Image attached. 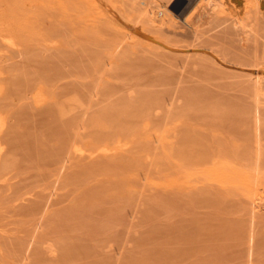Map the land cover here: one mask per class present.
Here are the masks:
<instances>
[{
    "label": "rangeland",
    "instance_id": "1",
    "mask_svg": "<svg viewBox=\"0 0 264 264\" xmlns=\"http://www.w3.org/2000/svg\"><path fill=\"white\" fill-rule=\"evenodd\" d=\"M179 1L173 2L172 9L181 20L187 0L181 4ZM59 5L60 0H0V31L10 26L15 37L38 42L44 38V26L55 23L51 11L59 10ZM111 5L110 0H72V26L105 19ZM121 18L115 15L112 20L116 25L115 34L119 33L128 44L134 33L129 32L132 28L127 21L123 25ZM134 35L140 38L139 42L153 38L141 33ZM174 37L180 38L181 46L185 44V38L183 41V37ZM69 42L66 53L70 62L67 59L60 67L46 62L25 64L36 79L50 75L52 83L48 92L56 94V102L37 104L31 96L22 102L14 98L6 109L17 129L28 130L29 134L40 131L39 134L48 137L52 131L57 132L54 127L59 125V115L55 109L60 103L67 107L75 100L73 97L84 100L83 93L89 95L92 91V103L97 107L106 106L103 96L108 95L105 98L112 103L115 96L120 99L134 93L135 87L145 91L148 86L130 85L136 83L132 79L137 80L139 75V78H151L162 72L155 53L129 44L133 52L128 46L130 51L126 47H122L123 52L118 48L120 56L116 51L114 56L115 59L118 56V61L114 68L104 66L94 72L93 67L92 73L88 58L82 57V44L78 47L75 41ZM9 47L0 37V49ZM86 50L85 54H90ZM197 71L195 65L178 70L185 91L201 88L196 83ZM94 75L101 78L99 82L102 80L99 87L95 86ZM151 88L159 95L176 90L174 84L167 92L166 87ZM88 89L91 91L87 92ZM99 90L104 94L103 101L98 98L101 97ZM232 90L236 91L230 89L231 94ZM111 96L114 97L110 99ZM24 103L31 106L29 110L23 108ZM173 106L184 108L179 101ZM88 107L78 109L84 127L80 129L81 123L76 124L78 127L70 126L73 132L68 130L63 137H76L79 144L89 148L108 141L112 150L106 156L93 159L72 155L64 164L49 161L48 164L53 163H46L45 168L28 167L30 170L19 171L21 175L15 173V179L3 185L0 189V264H264V126L258 136L252 122L233 114L211 123L197 110L200 106L183 114L175 125L167 118L170 106L165 104L151 105L142 111L148 112L151 119L148 130L140 129L135 117L120 115L101 120L103 127L99 129L92 126L96 120L92 118L91 124L89 118L97 119V112L92 111L97 107L87 110ZM116 137L125 139L126 145L119 148L114 141ZM59 139L51 141L60 146ZM229 152L240 159H231ZM258 153L261 161L257 165ZM14 192L21 199L17 200Z\"/></svg>",
    "mask_w": 264,
    "mask_h": 264
},
{
    "label": "bare ground",
    "instance_id": "2",
    "mask_svg": "<svg viewBox=\"0 0 264 264\" xmlns=\"http://www.w3.org/2000/svg\"><path fill=\"white\" fill-rule=\"evenodd\" d=\"M60 1L61 5H59V10H57L59 14L57 11H51L53 12L55 23L44 26V38H39L37 40L38 42L31 43L23 38L15 37L10 26L0 31V37L10 44V47L6 50L0 49V186H2L0 189L7 182L15 179L14 177H16L17 172L21 171L24 173L26 170L24 172L22 170L28 167L40 169L43 166L45 168V165L49 161L57 164L65 161L68 162L67 160H70L72 155H75V157L78 156V158H85L87 156L86 158L93 159L101 155L106 156L112 150L111 143H107V139L106 143L104 142L91 148L85 146V144H79L75 137L78 134V129L74 131L76 134L71 133V135H75L72 136L75 138H69L70 135L68 139L63 137L65 135L64 133L72 130L70 126L78 127L76 124L81 123L79 125L80 129H82L81 126L84 127L82 125L85 124L84 119L82 120L83 123L80 122L82 115L78 117L79 110L82 107L83 109H85V105H88L90 109L97 107L90 100V93H92L90 89L87 91H91L88 93L89 95L83 93L86 97H84V100H82L83 98L77 99L73 97L72 99L75 100H72L67 107L60 103L58 108L55 109V112L59 115V125L56 126L57 128L54 127V130H57V132L52 131L53 134L46 130L52 133L48 137L45 136L46 134H39L38 132L40 131L37 132L36 129L34 130L36 132L33 131L34 133H27L28 126L26 129L27 132H23L15 127L16 124L11 123L10 111L6 109V105L13 103L14 98L22 102V100H26L27 97L31 96L32 100L37 104H44L49 100L50 103L56 102V94L54 92H48L52 83L50 75L36 79L33 76V71L31 72L25 68V64L28 65L29 62L33 61L46 62V64H56L60 67V64L64 61L66 63L67 59L69 60V55L66 51H68L67 48L71 44L69 42L71 40L75 41L78 47L82 44L81 47H84V51L82 50L84 54L85 52L88 53L86 49H89L90 54H83L82 57L84 56L83 58L85 59L88 58V64L90 63L89 67L90 69L94 67V72L95 70L98 72L97 68L99 67L113 66L114 68V64L118 61V56L116 59L115 56L120 53L117 49L122 50V47H126V50L130 51V46L133 48V44L134 47L143 49L141 51L155 53V57L162 64L159 67H162V72L160 71L159 76L151 78H148V76L144 78V76L139 78V75L136 78L137 80L131 78L136 83L134 82L135 85H130L137 86L136 84H138L140 86L143 84L148 86L146 88H150V91L146 88L143 91V89L135 87L137 90L134 92V88L133 90L131 89L134 93L130 94L131 92H129L130 95L127 97L122 95L124 93L121 94L123 97H120V99L115 96L118 100L113 98L114 96H111L110 99L113 98L114 102L110 103L105 98L108 95L103 96L104 94L102 95V92L99 90L101 97L98 98H102L103 96L104 101L103 98L102 101L108 104L105 103L107 105L101 107L98 105L100 108L97 107V111L92 110L97 112L96 116L98 115L97 119L89 116V118L91 117V121L89 119L91 124L93 119L96 120L92 126L96 125L99 128L102 126L101 120H108L109 118L111 120L113 116L120 115L122 117H135V122L139 123L137 124L138 127L143 130H148L151 125V119L148 112L144 113L142 111L151 105L161 107L167 104L170 106V109L166 113L167 118L171 119L175 125L182 120L183 114L193 111L197 106H200L197 110H200L207 116L211 123H214L216 120L219 121L224 115L233 114L240 117L243 121L252 122L256 130L260 133L257 135H261L262 127L264 126V0H187L186 10L183 15L181 14V20H178L179 16H176L172 9L175 0H110L112 5L109 6L110 11H108L105 19L97 22H84L74 26H72L70 21L72 0ZM181 3H184V0H180L179 4ZM60 10L62 12H59ZM52 14L50 13L49 15ZM115 15L116 17L123 18H121L123 25L126 21L128 22V25L132 28L129 32L133 30L134 34L141 33L145 36L153 35V38L149 42H139L140 40L138 39L140 38L137 36V39L133 34L131 36L132 40L127 44L119 33L118 36L115 34L116 25L112 21ZM116 19L120 22L118 18ZM122 35L124 36L125 34L122 33ZM174 36L181 37V39L183 37V41L186 39L185 44L183 45L181 43L183 45L181 46L180 38H177V41ZM173 39L179 43L176 45ZM42 40L44 43L39 42ZM127 46L130 49H127ZM73 47L75 46L72 45L71 47L74 51ZM131 50L133 52V49ZM134 50L136 49L134 48ZM116 51L118 54H116ZM105 53L106 56H104ZM194 53L197 56L195 55L196 57L193 56L191 58ZM191 65H195L198 68L196 74L198 79L196 83L201 88L187 92L182 88L184 82L179 78L180 76L178 77V70H184ZM44 66L46 65L44 64ZM121 66L123 67V65ZM93 70L91 69L90 71L94 73ZM106 73L108 74V72ZM107 74L105 76H108L110 72ZM100 75H103V73L97 77H101ZM97 77L94 80L96 83L101 79H97ZM101 81L99 84L93 83H95L96 87H99ZM173 84L176 86V90L165 93L163 89L162 91L165 94L162 95H159L158 92L153 91L151 88L161 86L162 88L166 87V89H169ZM104 88L106 87L104 86ZM230 89H235L236 91L232 90L233 94H231L229 92ZM107 91L109 92V90ZM110 92L112 93V90ZM113 92L115 91L113 90ZM115 93L117 94L119 92L117 91ZM94 95H96L95 91ZM110 99L108 100L110 101ZM175 101L183 103L184 108H179L180 110L176 109L173 106ZM25 105L24 103L23 108L29 110L31 106ZM89 107L86 109L88 110ZM87 113L89 114L88 111ZM18 116L20 117V115ZM122 123L127 125L123 120ZM104 128H106L105 125ZM160 136H162L161 133ZM62 137L64 138L63 140H61ZM54 139L62 141L59 144L60 146L54 145L51 141H54ZM112 140L114 139L112 138ZM124 140L122 137H116L114 141L118 144L119 148H122L126 145ZM111 141L109 140V142ZM49 142L53 144H49ZM227 155L233 160H237L238 158V155L236 154V157L232 152L231 154L230 152L229 154L227 153ZM259 156L261 157L259 153L257 157L255 156L257 165L261 161ZM242 159L243 161L247 160ZM53 162H50V164ZM28 169L30 170V168ZM21 172L18 175H21ZM16 198L17 200L21 199L19 196H16ZM251 246H254V244Z\"/></svg>",
    "mask_w": 264,
    "mask_h": 264
}]
</instances>
